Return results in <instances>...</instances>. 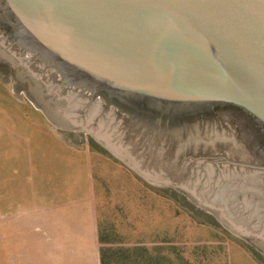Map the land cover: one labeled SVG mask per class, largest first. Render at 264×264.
Masks as SVG:
<instances>
[{
	"label": "rangeland",
	"instance_id": "rangeland-1",
	"mask_svg": "<svg viewBox=\"0 0 264 264\" xmlns=\"http://www.w3.org/2000/svg\"><path fill=\"white\" fill-rule=\"evenodd\" d=\"M59 84L52 69L28 59L0 30V264H19L12 222L31 188L29 177L42 173L44 159H52L49 147L59 137L88 144L99 154L96 182L106 264H264V171L228 163L203 167L199 154L190 164L189 181L161 186L134 166L166 162L155 128ZM99 126L109 127L125 151L132 148L131 159L119 155L118 146L108 148L100 133L89 132ZM189 137L192 153L224 154L234 163L264 167V151L227 129L196 126ZM189 137L180 140L179 153ZM226 181L232 191L228 211H237L244 229L207 201L213 192L224 193ZM177 187L190 195L176 192Z\"/></svg>",
	"mask_w": 264,
	"mask_h": 264
},
{
	"label": "water",
	"instance_id": "water-1",
	"mask_svg": "<svg viewBox=\"0 0 264 264\" xmlns=\"http://www.w3.org/2000/svg\"><path fill=\"white\" fill-rule=\"evenodd\" d=\"M0 26L63 91L151 128L238 112L264 145V0H0ZM100 127L89 132L130 158Z\"/></svg>",
	"mask_w": 264,
	"mask_h": 264
},
{
	"label": "crops",
	"instance_id": "crops-1",
	"mask_svg": "<svg viewBox=\"0 0 264 264\" xmlns=\"http://www.w3.org/2000/svg\"><path fill=\"white\" fill-rule=\"evenodd\" d=\"M58 141L49 147L52 159H44L42 173L29 177L31 188L22 195L13 219L16 260L19 264H102L96 182L99 154L88 144L63 137ZM128 149L131 159L133 150ZM134 166L161 186L173 182L158 162Z\"/></svg>",
	"mask_w": 264,
	"mask_h": 264
},
{
	"label": "flooded vegetation",
	"instance_id": "flooded-vegetation-1",
	"mask_svg": "<svg viewBox=\"0 0 264 264\" xmlns=\"http://www.w3.org/2000/svg\"><path fill=\"white\" fill-rule=\"evenodd\" d=\"M0 30L8 38V31L0 26ZM180 125H173L169 128L166 127H154L158 139L160 141V148L162 149V160L166 162L162 163V169L172 180L189 181L190 180V164H195V159L199 154L204 155L200 156L197 159H200V165L205 167L204 164L208 165L209 162H212L214 166L227 164L224 154H211L208 151L205 152H190V132L194 133L196 131V126L203 129H208L215 127V129H227L232 132L235 137L239 138L242 142L246 144H252L256 149L261 148L264 151V145L261 144L260 140L257 137L256 131L252 126L249 119L242 114L230 110H216L214 112L201 115L192 120L188 119L182 121ZM197 124V125H194ZM146 127V126H145ZM151 129V127H146ZM189 137V141L186 146L182 148V151L178 152V147L180 140ZM183 142V141H182ZM186 142V141H184ZM253 153V152H251ZM180 154V155H179ZM192 154V156H190ZM254 154V153H253ZM231 159V158H229ZM193 160V161H192ZM233 161V159H231ZM192 161V163H190ZM220 175V174H219ZM180 178V179H179ZM176 192L181 194L190 195L189 190L183 188H175Z\"/></svg>",
	"mask_w": 264,
	"mask_h": 264
},
{
	"label": "bare ground",
	"instance_id": "bare-ground-1",
	"mask_svg": "<svg viewBox=\"0 0 264 264\" xmlns=\"http://www.w3.org/2000/svg\"><path fill=\"white\" fill-rule=\"evenodd\" d=\"M113 147L117 146L113 145ZM226 189L223 191L224 193L220 192L219 194H215V192H213V195H209L210 197L207 201L212 205H218V207L222 211L223 217L230 221L235 227H237L238 229H244V219L238 215L237 211L234 212V215L233 212L228 211L232 199V191L229 188L227 190Z\"/></svg>",
	"mask_w": 264,
	"mask_h": 264
},
{
	"label": "trees",
	"instance_id": "trees-1",
	"mask_svg": "<svg viewBox=\"0 0 264 264\" xmlns=\"http://www.w3.org/2000/svg\"><path fill=\"white\" fill-rule=\"evenodd\" d=\"M101 254H102V264H106L105 255L102 250H101Z\"/></svg>",
	"mask_w": 264,
	"mask_h": 264
}]
</instances>
